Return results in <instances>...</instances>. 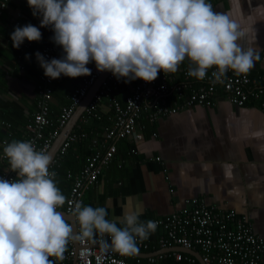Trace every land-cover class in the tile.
<instances>
[{
  "label": "crops",
  "instance_id": "crops-1",
  "mask_svg": "<svg viewBox=\"0 0 264 264\" xmlns=\"http://www.w3.org/2000/svg\"><path fill=\"white\" fill-rule=\"evenodd\" d=\"M209 3L213 11L227 15L245 33L238 42L239 46L244 50L252 47L260 56L250 71L264 74V0H209ZM41 19L33 15L27 0H15L10 9L0 16V154L3 141L11 135L9 140L26 141L29 122L38 108L37 93L42 67L36 53L41 54L51 34L41 27ZM28 24L40 29L41 40L31 41L30 46V41L26 39L18 49L13 47L11 33L17 26ZM62 55L61 48L60 58ZM94 64L92 61L87 67L91 69ZM190 64L191 61L186 58L175 74L180 77ZM85 77L61 75L55 79L51 117L59 118L63 108L71 104L72 96ZM137 81L125 83L123 78V86L113 93V97L118 100L116 96L122 94L126 99ZM112 110L105 104L97 113L110 125L108 127H112L115 121ZM93 120L91 126H87V130H91L87 139L102 129L101 124L95 127ZM143 125L146 128L145 140L118 143V156L104 171L98 184L87 192L84 206L105 207L108 212L106 219L115 221L122 228L118 218L122 217L125 208L141 211L139 220L146 222L184 212L191 200H204L208 206L234 209L248 217L255 233L264 240V113L259 108L251 105L235 107L221 100L213 108L196 106L172 114L154 125ZM77 129L76 126L72 133ZM81 141L74 144L76 151L80 150L78 144ZM84 156L86 150L81 149L77 156L80 161L78 168L69 174L77 176L82 172L90 158ZM9 171V166L0 162V174ZM68 175L67 178L59 176L56 181L66 199L73 186ZM59 212L66 213L64 209ZM163 236L164 233L156 228L142 242L161 251ZM168 252L192 256L199 263L198 255L202 256L199 250L194 254L176 248ZM137 253L141 257L128 256L130 260L141 259L143 264H149L147 253ZM174 264L195 263L175 260Z\"/></svg>",
  "mask_w": 264,
  "mask_h": 264
},
{
  "label": "clouds",
  "instance_id": "clouds-1",
  "mask_svg": "<svg viewBox=\"0 0 264 264\" xmlns=\"http://www.w3.org/2000/svg\"><path fill=\"white\" fill-rule=\"evenodd\" d=\"M41 27L54 32L52 41L62 47L60 59L36 58L44 75L76 78L91 75L87 65L94 61L100 72L109 71L125 83L136 79L153 82L158 73H175L187 58V75L203 80L208 70L212 83H222L230 69L248 73L260 59L252 47L238 42L245 33L227 15L212 9L206 0H27ZM42 33L32 24L17 26L12 45L40 41ZM28 58V57H26ZM259 134V133H258ZM11 171L18 179L0 178V264H55L63 260L70 239L107 234L103 249L132 256L138 252L137 237L143 241L157 228L152 220L142 222V212L125 208L118 227L106 219L105 207L82 206L76 202L72 215L79 224L73 234L57 207L66 197L49 171L52 157L36 151L31 142L12 141L4 147Z\"/></svg>",
  "mask_w": 264,
  "mask_h": 264
},
{
  "label": "built area",
  "instance_id": "built-area-1",
  "mask_svg": "<svg viewBox=\"0 0 264 264\" xmlns=\"http://www.w3.org/2000/svg\"><path fill=\"white\" fill-rule=\"evenodd\" d=\"M14 2L15 0H0V16L9 10ZM206 2L209 3V0ZM44 28L51 34L45 43L46 46L41 50V55L49 61L53 58L59 59L62 47L52 41L54 32L51 28ZM29 45L31 46L32 42ZM215 70V67L209 69L203 80L187 75L188 70H184L180 77L175 73L165 74L161 70L153 82L138 79L124 103L113 97V93L118 92L123 86V78L118 80L110 73L79 121L77 131L70 135L49 166L50 173H55L53 179L56 183L63 158L75 143L88 138V134L83 130L84 126L90 125L103 105L108 104L114 110V124L93 138L90 146L93 154L82 172L77 176L68 175V179L73 181V186L65 204L57 207V211L64 209L67 214L72 215L76 202H81L84 206L87 192L98 184L104 171L116 159L117 143L145 140L146 128L143 123L154 125L172 114L196 106L213 108L218 106L221 100L240 108L251 105L264 113V74L249 71L237 75L229 69L222 78V83H212V72ZM104 72L98 71L94 64L91 75L84 78L81 87L72 96L71 104L63 108L62 114L55 122L51 117L55 79L46 77L42 68L37 93L38 108L29 122L26 138L36 151L43 150L49 153L60 131L73 117ZM11 138L12 135L9 139ZM9 139L6 138L2 143L0 162L10 168L8 158L4 154V147L12 141ZM157 160L161 161L160 158ZM0 178L9 181L18 179L17 173L11 171V168L8 173H1ZM76 222L79 232V224L77 220ZM155 222L157 229L164 233L160 240L161 251L168 252L174 248L199 250L204 264H264V240L255 233L254 225L249 218L240 215L234 209L211 207L204 200H191L186 211ZM105 241L110 244V237L99 233L77 241L73 238L66 246L63 260L56 257L50 259L55 264H143L141 259L132 261L128 256L120 255L111 249L105 251L102 247ZM137 246L138 251L148 254L149 264H159L169 259L178 262L186 260L190 263L197 261L192 256L185 257L178 252L161 253L138 238Z\"/></svg>",
  "mask_w": 264,
  "mask_h": 264
},
{
  "label": "water",
  "instance_id": "water-1",
  "mask_svg": "<svg viewBox=\"0 0 264 264\" xmlns=\"http://www.w3.org/2000/svg\"><path fill=\"white\" fill-rule=\"evenodd\" d=\"M110 73L111 72H109V71H105L104 72V75L95 83V85L91 88V90H90L88 96L86 97V99L77 108V110H76L75 114L73 115V117L70 119V121L67 123V125L61 130L60 134L58 135V137L56 138L55 142L53 143V146H52L51 150L48 153L52 157V162L56 159V156L59 153L60 149L65 144V142L68 140V138L72 134L73 130L76 128V126L78 125L79 121L81 120V118L86 113L88 107L90 106V104L94 100L95 96L100 91V89L103 86V84L107 81V78L109 77ZM52 162L50 163V165L52 164ZM61 213H63L64 216L66 217V219L71 222V224L73 226V234L74 235L77 234L78 227H77L76 218L73 215H69V214L64 213V212H61ZM74 240L77 241V239H74ZM177 250L181 251V252H184V253H189V254H194L195 253L194 251H188V250L182 249V248H179ZM134 255H138V256L141 257V254H138V253H136ZM142 256H143V254H142ZM147 257H149V256H147ZM198 257H199L200 263L204 264V262L202 260V256L198 255Z\"/></svg>",
  "mask_w": 264,
  "mask_h": 264
},
{
  "label": "trees",
  "instance_id": "trees-1",
  "mask_svg": "<svg viewBox=\"0 0 264 264\" xmlns=\"http://www.w3.org/2000/svg\"><path fill=\"white\" fill-rule=\"evenodd\" d=\"M117 98H118V100H120L121 101V103H124V100H125V97L121 94V95H117L116 96ZM70 105V104H69ZM112 113H114L113 112V110H112ZM61 115V114H60ZM52 119L55 121H57V119H54L53 117H52ZM55 121V122H56ZM93 122L95 123V124H93L95 127H96V125L97 124H101V126H102V129H100V132H96V133H94V135H92L91 136V138L90 139H83V141H81L79 144H78V146H80L79 147V151H76L75 150V148H74V145L72 146V148L69 150V152H68V154H67V156L65 157V158H63V160H62V164H61V169H60V171H59V176H64L65 178H67V175L70 173V172H72L73 171V169H75V168H78V164L80 163V161L77 159V156L79 155V153H80V151H81V149H85L86 150V156H84L85 158H87L88 156H91L92 154H93V150L90 148V146H91V144H92V140H93V138H95L96 137V135H98L99 133H103V129H105V128H111V127H108V126H110V125H108V123H105V121L102 119V118H100V115H98V114H96V116H95V119L93 120ZM91 124L92 123H90V125H89V127L91 126ZM92 125V126H93ZM87 126H85L84 127V129L87 131V134H88V138H89V133H90V129H88L87 130ZM106 130V129H105ZM104 130V131H105ZM48 132V131H47ZM122 142V141H121ZM87 145V146H86ZM117 145H118V143H117ZM77 146V145H76ZM77 146V147H78ZM118 154H119V149H118V152H117V155L116 156H118ZM81 156V155H80ZM157 251V250H156ZM184 256H185V254H183ZM185 257H187V256H185ZM189 257H191V256H189ZM197 260V259H196ZM162 262H165L166 264H174V262H175V260L174 259H172V260H169V261H162ZM162 262H159V264H161ZM183 262V261H182ZM195 264H200L199 262H198V260L196 261V263Z\"/></svg>",
  "mask_w": 264,
  "mask_h": 264
}]
</instances>
